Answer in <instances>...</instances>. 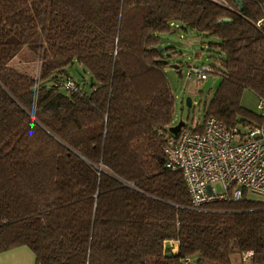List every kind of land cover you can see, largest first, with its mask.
Instances as JSON below:
<instances>
[{"label":"trees","instance_id":"trees-1","mask_svg":"<svg viewBox=\"0 0 264 264\" xmlns=\"http://www.w3.org/2000/svg\"><path fill=\"white\" fill-rule=\"evenodd\" d=\"M222 1L0 0V253L28 246L36 264H233L252 252L249 263L264 264V201L244 191L193 207L183 173L166 166L178 124L166 69L178 52L158 46L177 28L208 39L215 63L199 66L220 80L203 124L182 130L212 117L241 131L262 121L242 96L264 97V0H242V11ZM26 48L36 75L12 65Z\"/></svg>","mask_w":264,"mask_h":264},{"label":"built area","instance_id":"built-area-1","mask_svg":"<svg viewBox=\"0 0 264 264\" xmlns=\"http://www.w3.org/2000/svg\"><path fill=\"white\" fill-rule=\"evenodd\" d=\"M206 70L196 65L189 76L196 74L200 81L207 80ZM258 107L261 123L245 131L212 117L203 130H181L176 138L169 139L166 166L183 173L193 207L240 200L244 191L264 196V97ZM216 184L221 185V191ZM250 255L252 252L246 257Z\"/></svg>","mask_w":264,"mask_h":264},{"label":"rangeland","instance_id":"rangeland-1","mask_svg":"<svg viewBox=\"0 0 264 264\" xmlns=\"http://www.w3.org/2000/svg\"><path fill=\"white\" fill-rule=\"evenodd\" d=\"M172 41L178 42L174 45L176 52L173 56L172 64L177 62L182 63L180 70L173 68L172 66L167 67L168 81L176 96V112H175V123L183 120L188 126L195 127L198 124L204 122V110L208 100H210L216 88L210 86L204 91L202 90L203 85L207 81H212L213 76L210 75L208 80L200 81L196 74L192 77L189 76L191 68L196 65H201V59L197 58V54L202 53L203 55L208 54L205 64L211 66L214 64V59L211 58V54L208 51V45L206 42L208 39L205 36H199L194 30H185L182 28L175 29L174 32L167 36ZM12 65L22 72L36 75L39 70L38 58L28 49H24L13 61ZM71 75L74 80H85L86 84L83 88L87 92H91L92 77L85 72V69L79 65L71 66L69 68ZM191 98L192 105L188 106L187 99ZM259 96L251 91L247 90L242 96V105L255 112L260 113L258 104ZM216 188L221 191V185L216 184ZM249 196H253L249 194ZM258 199L264 201V196H259ZM233 261L238 262L240 256L238 254L232 255ZM197 258L193 259L195 261Z\"/></svg>","mask_w":264,"mask_h":264},{"label":"crops","instance_id":"crops-1","mask_svg":"<svg viewBox=\"0 0 264 264\" xmlns=\"http://www.w3.org/2000/svg\"><path fill=\"white\" fill-rule=\"evenodd\" d=\"M178 251L179 247L176 251H174L173 248L175 254H177ZM247 257H240L239 261H234L233 264H251L248 261L249 257ZM193 259H195V257L191 258L189 264H197L196 260L193 261ZM0 264H36V256L33 250L28 246H19L0 253Z\"/></svg>","mask_w":264,"mask_h":264},{"label":"water","instance_id":"water-1","mask_svg":"<svg viewBox=\"0 0 264 264\" xmlns=\"http://www.w3.org/2000/svg\"><path fill=\"white\" fill-rule=\"evenodd\" d=\"M215 1H217L218 3L224 4L222 0H215ZM238 4H239V7H240V11H242V9H243L242 0H238ZM219 22H221V23H230V22H232V20L229 19V18H224V19H221ZM165 44L176 45V44H178V42L172 41L168 37H163L162 40H161L160 45L158 46V50H159L160 53L166 52V47L164 46ZM205 59H206V56H203V58L201 60V63H200L201 65L204 64ZM172 67L175 68V69H178L180 67V65L179 64H172ZM219 82H220V80H217L214 83L212 81H207L203 85L202 90H205L206 88L210 87L211 85L213 87H216L219 84ZM187 103H188V106L192 105V101H191L190 97L187 99ZM185 125H186V123L183 120H181V121L178 122L177 125L169 128L170 132L173 133L174 135H178ZM166 248L172 250L174 248V244H172L171 242H168L166 244ZM172 255H173L172 252L167 254V256H172Z\"/></svg>","mask_w":264,"mask_h":264}]
</instances>
